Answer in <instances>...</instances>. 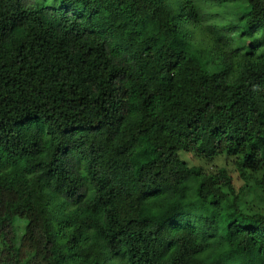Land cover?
<instances>
[{
  "label": "trees",
  "instance_id": "1",
  "mask_svg": "<svg viewBox=\"0 0 264 264\" xmlns=\"http://www.w3.org/2000/svg\"><path fill=\"white\" fill-rule=\"evenodd\" d=\"M58 1L0 0V264H264V0Z\"/></svg>",
  "mask_w": 264,
  "mask_h": 264
},
{
  "label": "rangeland",
  "instance_id": "2",
  "mask_svg": "<svg viewBox=\"0 0 264 264\" xmlns=\"http://www.w3.org/2000/svg\"><path fill=\"white\" fill-rule=\"evenodd\" d=\"M27 4L29 5H33L34 3L36 4H42L44 6H50V7H54L57 6V4H59L58 0H26ZM196 41L198 42H205L206 43V39L205 37L202 38H196ZM185 160L189 161L191 164H200L199 162H197L195 159L192 158V156H186ZM224 160H219L216 162L217 166H221L224 165ZM230 165V168L232 166L231 163H228Z\"/></svg>",
  "mask_w": 264,
  "mask_h": 264
}]
</instances>
